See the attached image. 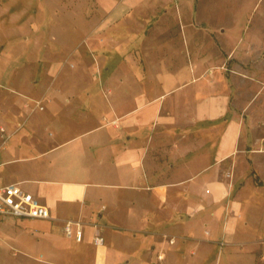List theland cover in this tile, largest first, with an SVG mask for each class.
I'll list each match as a JSON object with an SVG mask.
<instances>
[{
    "label": "crops",
    "instance_id": "crops-1",
    "mask_svg": "<svg viewBox=\"0 0 264 264\" xmlns=\"http://www.w3.org/2000/svg\"><path fill=\"white\" fill-rule=\"evenodd\" d=\"M35 2L39 10L40 0L28 4ZM135 5L126 0L117 22L137 21L138 15L124 13L137 11ZM27 7L25 0H0V27L25 18ZM178 36L177 45L172 35L86 41L104 65L100 79L55 91L42 85L46 107L39 113L35 105L27 108L25 125L0 145L6 153L0 155V187L17 183L50 210L51 219H30L51 222L42 231L57 241L54 251L42 254L48 261L64 264L65 255L67 264H234L243 257L230 247L220 250L221 239L247 240L254 217L264 238V198L251 196L264 192V138L247 139L238 91L211 64L188 62L186 53L199 42ZM63 46L56 51L71 44ZM146 49L148 59L139 65ZM60 64L56 60L49 73L56 82ZM3 66L7 78L0 76V85H10L8 99L22 104L15 88L21 74L10 59ZM234 158L248 161L240 190L229 198L231 188L219 178ZM249 160L260 186L253 176L250 188L244 182ZM27 220L0 217V234L13 236V245L28 254L19 239L30 233ZM72 220L82 222L80 241L62 230ZM97 234L99 246L93 244ZM10 244L5 240L3 247L8 256Z\"/></svg>",
    "mask_w": 264,
    "mask_h": 264
},
{
    "label": "rangeland",
    "instance_id": "rangeland-1",
    "mask_svg": "<svg viewBox=\"0 0 264 264\" xmlns=\"http://www.w3.org/2000/svg\"><path fill=\"white\" fill-rule=\"evenodd\" d=\"M29 1L25 0L29 7L25 18L11 19V26L0 27V42L7 45L0 46V63L10 59L15 66L12 70L21 74L15 88L20 97L17 100L22 102L8 99L10 85H0V145L17 133L14 128L25 125L24 111L27 108L35 105L36 113H39L46 107L45 101L40 102L42 85L80 88L100 79L98 70L104 65L87 50L86 41L172 35L174 45H177L180 41L178 35L183 34H186L188 42H199L197 50H192V54L186 53L187 61L193 59L211 64L235 92L238 91L237 100L241 105L238 113L246 125L247 139L264 138V0H136L134 9L138 10L124 13L138 15L137 21L126 24L117 22L122 14L119 9L126 0H40L39 10L36 2L29 5ZM12 6V10H16V4ZM127 26H133V32H123ZM58 44L71 46L60 49L58 53L56 50L62 48ZM24 46L28 49L25 50ZM147 53L146 49L145 56L138 59L139 65L148 59ZM56 60H61L59 70L63 71L57 82L49 75ZM0 70V76L7 78L6 67ZM243 104L249 105L244 108ZM252 149L247 146L246 151ZM3 154L6 153L0 150V155ZM246 159L239 161V158L238 162L234 158L223 167L219 180L231 188L229 198H233L242 186L238 179L241 166L245 168V161H248ZM248 168L250 176H245L244 182L250 188L253 185L250 172L255 170L250 160ZM258 169L262 174L263 170ZM251 196L264 198V192H251ZM257 221V218H252L244 236L248 237L247 240L219 241L220 250L230 247L232 254L243 257L234 264H264V238L260 234L262 226H256ZM50 224L47 221H25L26 227L31 228L30 233L19 239L28 254L18 251L13 245V236L5 239L0 234V264H55L42 256L56 249L54 237L42 233ZM5 240L11 243L9 256L3 253ZM90 256L91 253L87 256L89 261ZM62 258L67 264V257L64 255Z\"/></svg>",
    "mask_w": 264,
    "mask_h": 264
},
{
    "label": "built area",
    "instance_id": "built-area-1",
    "mask_svg": "<svg viewBox=\"0 0 264 264\" xmlns=\"http://www.w3.org/2000/svg\"><path fill=\"white\" fill-rule=\"evenodd\" d=\"M0 217L17 219H51L49 208L41 203L34 195L22 190L17 183L0 187ZM63 232L68 238L82 239V222L66 221L63 225ZM103 243V237L95 235L93 244L99 246ZM172 243V241H170ZM264 260V249L262 252Z\"/></svg>",
    "mask_w": 264,
    "mask_h": 264
},
{
    "label": "trees",
    "instance_id": "trees-1",
    "mask_svg": "<svg viewBox=\"0 0 264 264\" xmlns=\"http://www.w3.org/2000/svg\"><path fill=\"white\" fill-rule=\"evenodd\" d=\"M250 174L253 176L254 183H256L259 186H260V184H263V182L262 181H259L258 177L255 175L254 170H251Z\"/></svg>",
    "mask_w": 264,
    "mask_h": 264
}]
</instances>
